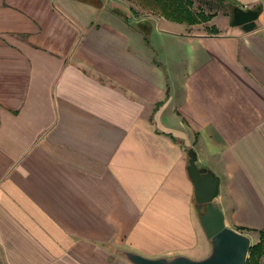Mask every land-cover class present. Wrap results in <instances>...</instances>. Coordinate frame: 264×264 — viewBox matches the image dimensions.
I'll return each mask as SVG.
<instances>
[{
  "label": "crops",
  "instance_id": "0c3cea01",
  "mask_svg": "<svg viewBox=\"0 0 264 264\" xmlns=\"http://www.w3.org/2000/svg\"><path fill=\"white\" fill-rule=\"evenodd\" d=\"M234 1L252 30L138 0H0V264L204 257L189 148L224 224L259 241L264 0Z\"/></svg>",
  "mask_w": 264,
  "mask_h": 264
},
{
  "label": "water",
  "instance_id": "95a60500",
  "mask_svg": "<svg viewBox=\"0 0 264 264\" xmlns=\"http://www.w3.org/2000/svg\"><path fill=\"white\" fill-rule=\"evenodd\" d=\"M256 16V10L236 6L230 24L240 25L245 31H250L255 26ZM187 155L186 170L193 185L194 200L204 204L199 221L209 239V252L199 259L181 254L151 258L130 251L125 252L126 256L134 264H243L250 246L249 237L224 224L222 211L213 203L218 193V178L204 167L196 165V155L191 148Z\"/></svg>",
  "mask_w": 264,
  "mask_h": 264
},
{
  "label": "trees",
  "instance_id": "16d2710c",
  "mask_svg": "<svg viewBox=\"0 0 264 264\" xmlns=\"http://www.w3.org/2000/svg\"><path fill=\"white\" fill-rule=\"evenodd\" d=\"M140 4L149 8L153 12L162 14L165 18L178 22H186L189 24L203 22L208 20L212 15L210 13L198 12L194 13L190 9V0H138ZM208 7L217 4H232L236 6L234 0H200ZM264 252V233L260 232L259 241L249 247L246 260L244 264H260L259 259Z\"/></svg>",
  "mask_w": 264,
  "mask_h": 264
},
{
  "label": "rangeland",
  "instance_id": "374dc122",
  "mask_svg": "<svg viewBox=\"0 0 264 264\" xmlns=\"http://www.w3.org/2000/svg\"><path fill=\"white\" fill-rule=\"evenodd\" d=\"M209 1H216V0H209ZM191 5H190V9L194 12V13H198V12H203V13H210L214 16L216 14L218 15H225L226 17L229 18V21H231L232 18V12L233 9L236 7L235 5L232 4H225V6H223L222 4H217L215 6L212 7H208L206 4L202 3L200 0H190ZM135 4V3H134ZM146 9V12H149L147 9V7H144ZM212 16L209 18L211 19ZM204 25L201 24L200 26Z\"/></svg>",
  "mask_w": 264,
  "mask_h": 264
}]
</instances>
